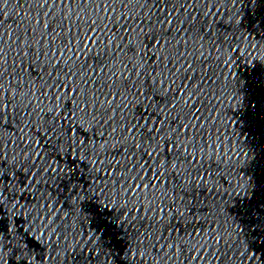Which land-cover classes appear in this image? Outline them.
Returning <instances> with one entry per match:
<instances>
[{
  "label": "snow or ice",
  "instance_id": "obj_1",
  "mask_svg": "<svg viewBox=\"0 0 264 264\" xmlns=\"http://www.w3.org/2000/svg\"><path fill=\"white\" fill-rule=\"evenodd\" d=\"M17 7L0 11V264H113L106 216L136 242L127 264H264V0Z\"/></svg>",
  "mask_w": 264,
  "mask_h": 264
},
{
  "label": "water",
  "instance_id": "obj_2",
  "mask_svg": "<svg viewBox=\"0 0 264 264\" xmlns=\"http://www.w3.org/2000/svg\"><path fill=\"white\" fill-rule=\"evenodd\" d=\"M0 11H3L5 13V16L8 18V24L12 25V22L17 20V17L20 13V9L17 7V0H0ZM253 19H256V15L257 13L254 11L252 14ZM259 15L261 18H264V10H261L259 12ZM247 23V22H245ZM254 28L260 29V20L256 19V23L252 26ZM260 31H264V29H260ZM257 39H259V36L257 35ZM234 45H237L241 48L244 49L246 48V44L243 41H233ZM210 51L211 56L209 58V63L211 64L213 70L215 71H219L220 68L223 67L222 64L219 65V67H217L218 65V61L216 60V57L218 55L216 49H208L207 45H206V56L208 55V52ZM226 51V49H225ZM223 59V57H221V60ZM243 63V62H241ZM243 71L245 73V83L248 82V77L252 76V72L248 67H244ZM255 81H258V83H256V87L257 88H264V66H261L260 71L255 75L254 77ZM242 126H243V122ZM249 140L250 142H252L253 144H259L260 148L256 149L253 153L252 156L253 158H255L256 153L259 152L261 149H264V126L261 127V129L259 131L257 130H253V133L249 134Z\"/></svg>",
  "mask_w": 264,
  "mask_h": 264
}]
</instances>
